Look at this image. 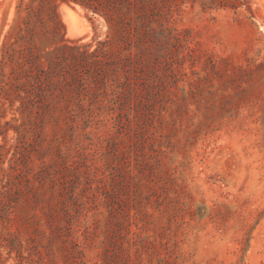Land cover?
Masks as SVG:
<instances>
[{
  "label": "rangeland",
  "instance_id": "obj_1",
  "mask_svg": "<svg viewBox=\"0 0 264 264\" xmlns=\"http://www.w3.org/2000/svg\"><path fill=\"white\" fill-rule=\"evenodd\" d=\"M0 264H264V0H0Z\"/></svg>",
  "mask_w": 264,
  "mask_h": 264
}]
</instances>
